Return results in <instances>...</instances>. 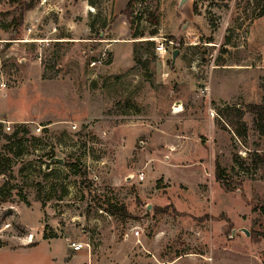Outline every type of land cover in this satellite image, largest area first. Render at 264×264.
I'll return each instance as SVG.
<instances>
[{"label":"rangeland","instance_id":"374dc122","mask_svg":"<svg viewBox=\"0 0 264 264\" xmlns=\"http://www.w3.org/2000/svg\"><path fill=\"white\" fill-rule=\"evenodd\" d=\"M108 1L0 0V264H264V0Z\"/></svg>","mask_w":264,"mask_h":264},{"label":"trees","instance_id":"16d2710c","mask_svg":"<svg viewBox=\"0 0 264 264\" xmlns=\"http://www.w3.org/2000/svg\"><path fill=\"white\" fill-rule=\"evenodd\" d=\"M22 1L23 0H15L16 3H21ZM139 1L140 0H130L126 6V9L122 12V15L126 16L129 23H130L131 39L132 40L143 39L145 37L142 33H138L137 30L133 29L134 21L137 18L134 15V13H135L134 9H135V6L139 3ZM193 1H194L193 2V8H192L193 14L198 15V12H199L198 11V4H197L198 0H193ZM223 1H226V0H223ZM89 4L93 8H96L95 6L97 5V0H89ZM32 9H34L33 4L28 5V6L25 5L21 17L17 20H13V23L15 26L14 31L16 34L15 35L16 39H19L21 36V31H19V28L22 26V24L24 22L25 13L32 11ZM157 16H158V8H155L153 11V14L151 15L152 21L155 24L158 22ZM154 35H156V33H154L153 36ZM263 89H264V85H263ZM224 111L228 116V120L230 121V122H227V124L231 127H232V125H234L233 124L234 120L239 122L243 119L244 115L246 114L244 111H241L240 109H236V108L233 109L232 107H226V109ZM247 111L257 117V124H258L257 128L260 131V133L264 135V104H262V105H248ZM220 113L222 114L223 111H220ZM2 126H3L2 123H0V142L4 139L6 140V139H11V138L17 137L18 133H15L11 137L4 135L2 133ZM20 131L22 132V129ZM262 154L263 155L261 156L260 160L262 162V165L264 166V153H262ZM0 174L5 175V170L0 171ZM215 178H216L217 183L220 185V187L225 189L226 191H233L234 189L238 188V185H236L232 181H229V179L227 178L226 170L220 165L219 162H216V164H215ZM113 208L114 207L112 206L111 209H109V212H111L112 214H115Z\"/></svg>","mask_w":264,"mask_h":264},{"label":"crops","instance_id":"0c3cea01","mask_svg":"<svg viewBox=\"0 0 264 264\" xmlns=\"http://www.w3.org/2000/svg\"><path fill=\"white\" fill-rule=\"evenodd\" d=\"M130 0H110V1H108V3H110L111 2V4H112V10H113V17H117V20H118V24L115 26V31L113 32V33H115V34H118V33H120V32H122V33H124L126 36L128 35V36H130V33H129V29H128V26H127V22H126V20L124 19V17L123 16H121V12H123L124 11V9L126 8V6H127V4H128V2H129ZM179 9H182V7L184 6V5H187L188 6V11H189V13H191V10H192V8H193V0H189L186 4H184L182 7H180V1H179ZM93 8V7H92ZM192 13H193V11H192ZM116 42H121V41H116ZM122 42H124V40H122ZM180 108H182V107H180ZM183 110V109H182ZM182 112V111H181ZM181 112H179V113H181ZM229 128V127H228ZM230 130V132H231V129H229ZM216 131H214V135H216ZM220 133H228V132H225V131H223V130H221V132ZM229 134V133H228ZM207 153H208V155H209V158H213V154L211 153V152H208L207 151ZM172 155L175 157H178V158H180V154H176V153H172Z\"/></svg>","mask_w":264,"mask_h":264},{"label":"built area","instance_id":"2783aa9c","mask_svg":"<svg viewBox=\"0 0 264 264\" xmlns=\"http://www.w3.org/2000/svg\"><path fill=\"white\" fill-rule=\"evenodd\" d=\"M156 54H158V56L163 60V58H165L169 53H168L167 47L164 44L160 43L156 47ZM96 65H97L96 61H93L91 63L92 67H95ZM7 91H8L7 84L5 83V81L3 79L0 78V95L5 96ZM207 93H208V89H205L204 91H202V95L207 94ZM8 130H10V128H8ZM139 179L144 180V175L140 174ZM134 236L136 238H139L140 237V231L137 230L134 233ZM67 241L69 243V245H68L69 248L75 252H80L81 250H84V248H88V245H86L84 243L74 242V241L71 242L70 240H67ZM204 260H205L206 264H210V262H212L211 259L204 258ZM176 262H178V261H176ZM197 264H200V263H197Z\"/></svg>","mask_w":264,"mask_h":264},{"label":"water","instance_id":"95a60500","mask_svg":"<svg viewBox=\"0 0 264 264\" xmlns=\"http://www.w3.org/2000/svg\"><path fill=\"white\" fill-rule=\"evenodd\" d=\"M188 1H189V0H180V7H182V6H183L185 3H187ZM177 55H178V52H175V53L173 54V59H174V61H175ZM244 233H245L247 236H249V233H248L246 230H244ZM233 235H234V233H233Z\"/></svg>","mask_w":264,"mask_h":264},{"label":"bare ground","instance_id":"6f19581e","mask_svg":"<svg viewBox=\"0 0 264 264\" xmlns=\"http://www.w3.org/2000/svg\"><path fill=\"white\" fill-rule=\"evenodd\" d=\"M91 9V8H90ZM182 111V108H179L177 111H176V113H179V112H181Z\"/></svg>","mask_w":264,"mask_h":264}]
</instances>
